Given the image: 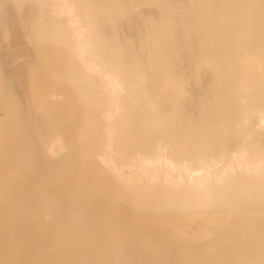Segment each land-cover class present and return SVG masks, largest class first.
<instances>
[{
	"label": "bare ground",
	"instance_id": "obj_1",
	"mask_svg": "<svg viewBox=\"0 0 264 264\" xmlns=\"http://www.w3.org/2000/svg\"><path fill=\"white\" fill-rule=\"evenodd\" d=\"M36 5L35 29L41 41L55 32L70 33L61 77L80 94L85 110L84 127L74 140L77 152L83 159L95 155V166H107L118 193L143 191L136 201L149 209H163L184 198L185 206H236L250 192L238 184L237 170L255 176L264 191V84L255 86L262 89L255 99L228 83L239 74L237 56L242 51L257 55L264 72V0H40ZM50 11L64 21L50 19ZM130 11L124 23L122 15ZM124 24L137 31V38ZM198 25L199 36L192 30ZM209 32L218 40L208 43ZM153 42L162 55L158 65L174 74L176 107L166 119L139 57ZM194 77L210 85L208 97L198 101L194 111L206 118L213 114L212 121L219 125L214 136L202 140L189 137L196 131L184 127L189 119L177 109L192 104L187 84ZM5 88L1 81V94ZM14 94L4 103H14ZM57 96L46 93L36 102L39 138L50 131L47 122ZM14 139L11 120H0V162L13 159ZM46 146L47 183H56V196H64L47 189L18 193L12 183L0 180V264H39V252L54 257L43 264H105L94 249L79 245L89 226L81 231L85 218L66 198L73 193L64 177L66 164L54 160L66 148L65 140L59 135ZM18 164L29 173L39 167L37 158ZM36 219L50 227L59 225L40 243ZM205 251V259L210 258L211 251ZM181 252L162 250L159 260L146 262L123 241L114 264H173L171 255Z\"/></svg>",
	"mask_w": 264,
	"mask_h": 264
},
{
	"label": "rangeland",
	"instance_id": "obj_2",
	"mask_svg": "<svg viewBox=\"0 0 264 264\" xmlns=\"http://www.w3.org/2000/svg\"><path fill=\"white\" fill-rule=\"evenodd\" d=\"M38 2L40 0H0V83L3 81L6 85L5 91L0 93V120L10 119L15 134L14 156L11 161L0 162V180L12 183L18 193L30 195L33 191L47 189L56 196L57 184L47 183L48 168L44 161L46 142L54 141L61 135L66 148L54 160L66 164L64 177L73 190L66 198L85 218L81 231L89 226L88 232L81 234L83 242L79 245L94 249L105 264L116 263V253L123 241L127 242L137 258L142 257L146 262L159 260L162 250L170 253L179 248L182 250L180 254L171 255L173 264H264V191L260 192L255 176L236 171L238 184L250 191L236 206L229 203L207 207L191 203L185 206L184 198L163 209H149L136 201L143 191L131 190L121 195L112 187L114 174L107 166H95V155L83 159L78 154L74 140L84 127L85 110L81 108L80 94L65 85L67 78L65 81V77H61L70 52V33L55 32L48 41H41L35 29ZM131 12L122 15L124 23L130 20ZM49 18L56 22L64 21L52 11ZM124 28L132 38H137L135 29L127 24ZM200 29L202 26L198 25L192 30L199 36ZM207 34L205 39L208 43L218 40L213 33ZM139 57L145 68L149 90L161 117L166 119L176 107L174 74L158 65L162 55H157L154 42L148 50L140 51ZM237 58L239 74L229 79L228 83L257 99L262 89L255 86L264 84L259 58L248 51H242ZM206 81H197L195 77L191 79L187 88L192 104L177 108L181 116L189 119L184 127L196 131V135L189 137L201 140L205 136H214L213 131L219 128L212 121L213 114L206 118L194 111L196 103L205 98L210 89ZM46 93L58 95L59 101L52 105L53 116L47 122L50 131L39 138L38 123L41 119L36 102ZM9 94H14L15 101L8 105L4 102ZM204 145L210 146L209 143ZM34 158H37L39 167L30 173L19 169L20 160ZM29 175L34 178L32 182L27 181ZM33 225L40 227L36 234L38 243L59 226L43 225L41 219H36ZM206 249L211 251V257L207 259L204 255ZM39 254L43 256L39 264L54 258L42 252ZM162 264L172 263L167 260Z\"/></svg>",
	"mask_w": 264,
	"mask_h": 264
}]
</instances>
